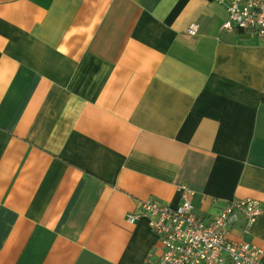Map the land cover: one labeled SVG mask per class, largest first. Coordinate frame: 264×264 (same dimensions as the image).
<instances>
[{
    "label": "crops",
    "instance_id": "obj_1",
    "mask_svg": "<svg viewBox=\"0 0 264 264\" xmlns=\"http://www.w3.org/2000/svg\"><path fill=\"white\" fill-rule=\"evenodd\" d=\"M217 0H0V264H155L143 199L264 249V42ZM198 26L196 34L189 29ZM264 264V255L261 260Z\"/></svg>",
    "mask_w": 264,
    "mask_h": 264
},
{
    "label": "built area",
    "instance_id": "obj_2",
    "mask_svg": "<svg viewBox=\"0 0 264 264\" xmlns=\"http://www.w3.org/2000/svg\"><path fill=\"white\" fill-rule=\"evenodd\" d=\"M227 10L221 29L241 30L264 42V0H217ZM198 26L189 29L198 32ZM182 202L177 207L154 198L143 199L139 210L128 214L133 220L149 219L159 235L162 252L155 264H261L264 249L229 237V230L241 218L249 229L261 214L259 202L252 198L234 199L213 218L207 219L193 211V191L180 186Z\"/></svg>",
    "mask_w": 264,
    "mask_h": 264
}]
</instances>
